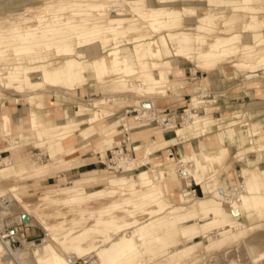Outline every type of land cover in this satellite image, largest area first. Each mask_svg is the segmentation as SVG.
Segmentation results:
<instances>
[{"label":"bare ground","instance_id":"1","mask_svg":"<svg viewBox=\"0 0 264 264\" xmlns=\"http://www.w3.org/2000/svg\"><path fill=\"white\" fill-rule=\"evenodd\" d=\"M46 1L41 8L28 7L24 13L13 18L4 33L0 34V62L6 64L0 69V88L26 93L23 98L17 94L0 104L2 137L9 141L10 147L18 142L29 141H36L38 146H48L45 151L48 162L36 164V159L31 158L17 162L0 155V219L14 210L10 208V211L3 202L7 190L13 193L8 199L21 205V214L25 213L29 218L33 217L36 209L45 205L80 204L102 195H130L145 191L147 187L152 189L138 195L137 200L125 199V204L133 205L136 202L133 208H124L125 217H132L129 220L120 221V216L104 215L109 208H115L116 203L105 208L87 209L92 215L97 211L99 214L93 225H80L76 227L78 230H66L65 213L61 210L36 214L35 218L41 222L49 238L40 245L23 239L22 246L11 251L0 239V254L4 251L0 264H26V261H30L26 259L31 251L36 264H74L78 259L87 262L92 255L97 257L96 264H146L139 252V242L146 250L155 251L151 254V260L157 263L172 260L167 264H194L204 249L222 243L234 234L233 224L229 225V230L213 231L215 226L227 223V213L239 214L250 205L255 208L264 206V192H258L264 188L259 173L249 167L237 171L239 182H244L250 191L244 193L233 184L235 177L232 173V187L222 184L214 167L215 163H222L229 156V150L224 146L228 140L243 142L246 139L247 134L235 128V124L246 115H258L251 121V137L256 143L264 140V100H254L248 103L246 113L233 112L231 116L225 111L211 108L207 101L197 103L200 112L184 114V126L188 128L195 129L196 125L203 123L208 127L218 125L221 129L217 134V142L223 146L214 155L201 154L197 148L187 145L188 153L178 161L183 178L192 177L196 185L202 188L203 195L195 196V191L183 189L175 168H163L160 166L162 162H154L169 153L165 150L163 155H159L150 148L151 145L167 142L170 138H165V133L180 136L184 142L188 139L177 126L178 116L166 119L143 112L153 110L155 103L152 97H139L137 108L127 109V119L104 110L102 106L108 101L104 97L89 105L98 110L87 119L70 116L67 108H55L54 98L56 93L61 94L66 101L83 98L87 89L103 85L106 80L121 74H137L141 83L135 84V88L140 95L148 89H154L160 95L172 91L174 85L170 76L173 72L192 67L204 74L211 72L208 79L215 88L218 86L217 75L225 64H230L238 72L251 70L248 78L255 77L258 75L256 70H264V47L256 49L257 43H263L264 46V19L258 12L264 6V0H206L205 10L193 6L192 2L197 0ZM237 12L249 13V19L237 23L240 19ZM182 20L188 25L181 29ZM218 24L221 27L217 34L212 40H207L205 33L210 35ZM124 38H129V42L133 40L134 46L121 44ZM130 49H133L136 66L130 64L125 56L130 53ZM53 53H57L56 56L52 57ZM10 56L19 58L10 63ZM91 70L93 75H90ZM112 81L119 89L126 91L124 76L113 78ZM195 90L199 91L200 88ZM11 99L16 102L28 101V106L43 111L30 114V123L24 132L15 133L17 128L11 118ZM126 99L129 98L122 95L114 101L127 103ZM194 99L198 101V98H193L191 102ZM51 104L56 109L54 118L50 111ZM89 106L80 105L79 111H92ZM142 106L147 108L142 110ZM145 116L146 123L162 124L165 128L132 134L133 128L139 125L133 121ZM228 117L231 120L225 122ZM146 123L139 126L149 124ZM124 132L130 137L127 138ZM149 132H154L151 140L132 139ZM121 137L131 142L132 151L128 150L129 141L122 144L121 151H114L122 155L112 160L114 164L108 161L107 169H101L97 174L91 170L79 171L77 177L66 179L68 187L41 184L45 186L43 193L36 196L37 200L33 202L16 192L22 184L29 188L34 182L44 181L53 175L65 176L67 172L79 169L77 164L84 160L79 156L82 152H103L102 147L105 146L113 150ZM246 151H240L237 157L243 164L252 161ZM129 160L138 161L145 167L129 176L107 173L108 169L128 167ZM174 161L175 158H171L165 164ZM151 163L156 165L148 169ZM188 163H193V166ZM211 172L214 173L209 174ZM10 179L16 180V184L9 188L1 185L2 181ZM17 181L21 183L17 184ZM99 185L101 187L95 188ZM173 193H177L174 195L178 196V204L166 200ZM225 202L230 204V210H226L223 205ZM30 203H36L37 206L33 208ZM136 211H148L152 218L142 222L134 217ZM51 216H62L64 221L49 224L46 220ZM29 220L24 224L34 223ZM72 221L78 225L81 220ZM3 228L4 224L0 220V231ZM130 228L133 229L130 235L121 234ZM165 229L167 232L164 236H156ZM212 235L218 238L216 242L212 240L215 238ZM178 236L185 240L177 242ZM198 237L203 240H196ZM206 239L210 245H206ZM54 242L60 243L70 256L66 258L61 255ZM166 243L172 246L163 247ZM249 251L255 257L264 255L254 244L249 245Z\"/></svg>","mask_w":264,"mask_h":264},{"label":"rangeland","instance_id":"2","mask_svg":"<svg viewBox=\"0 0 264 264\" xmlns=\"http://www.w3.org/2000/svg\"><path fill=\"white\" fill-rule=\"evenodd\" d=\"M205 1L206 0H202V1L197 0V2L194 1L192 3H193V6L195 7L197 6V8L205 10L207 8ZM45 2L47 1L46 0H0V34L4 33L3 31H5V29H7V27L12 23L13 18H16L20 14L24 13L28 7L34 6V7L41 8L44 6ZM199 4H202V5L198 6ZM258 12L260 13V15L263 16V19H264V6ZM236 14H237V17L240 18L237 21V23H240L242 21L243 22L247 21L250 16L249 13H245V12H237ZM186 25H188V23L185 20H182L181 29L185 28ZM220 27L221 26L218 24L214 28L215 31L211 32L210 35H207V33H205L206 37L208 38L207 40H212L213 36L217 34V32L219 31ZM250 43L253 44L251 40H250ZM121 44L123 45L125 44L128 47L134 46L133 40L129 42V38L128 39L124 38ZM262 45L263 43H259V44L257 43L256 49L260 48V46L264 47ZM56 54L57 53H53L52 57L56 56ZM125 56L127 57L130 64L136 66V59L134 57L135 55H134L133 49H130V53H128ZM10 58H11L10 63H13L19 57L10 56ZM5 66L6 64L4 63V61L0 62V69ZM222 67L223 69L227 67L231 68L230 64H225ZM230 70H232L233 74L225 75L224 74L225 72L223 70L221 73L220 72L218 73L217 79H216V82L218 84L217 88H215L213 84L209 82L208 77L211 75V72H207L206 74H204L203 72H199V70H197L195 67L188 68L187 70L182 69V70L174 71L173 72L174 74L170 76V80H172L173 82L172 84L174 85L171 88L172 91H167L163 95L157 94V92L154 89L145 90L144 94L140 95L139 94L140 92H138L137 89L135 88V84L138 85L141 83L140 79L137 77V74L131 73L128 76L121 74V75L113 76L112 79L113 78L116 79V78L124 76V78L126 79V83H125V88H127L126 91L119 89L117 87V84H115L112 81V79L111 80L108 79L109 81L106 80V83H103V85H99L98 87L95 86L93 89H87L86 94L83 96V98H77L74 101H69V100L66 101L65 98L61 96V94L56 93L55 98H54V105H55V108L59 110H63L67 108L69 115L72 117H77L78 119H87V118L92 117L93 114L98 110V109H93L89 105L94 104L96 100H98L101 97H104L108 99L106 104L102 106L104 110L111 111L112 113L117 114L116 116H123L124 118L127 119V117L129 116V114H127V109L130 110L131 108H137V101L139 97L140 98L152 97L154 99L153 103H155V105H153L152 107L153 110H149V111L146 110L143 112H149L150 115L152 114L155 116L157 115V117L159 118L170 119L171 116L169 114V111H163V112L161 111L164 110V107H166L165 105L167 104H170L172 102L180 103L182 105V108H180L179 112L175 114L178 116L177 126L182 129L181 133L184 134L185 136L187 135V139H188L187 142H184L182 139H180V136H179L178 139L180 141V144L185 143L184 145H189L191 148L192 147L197 148L201 154H207L209 156H212L216 153L217 149L222 145L221 143L217 142V139H218L217 134L221 129L218 127V125L213 126L212 124L211 127H208L204 125L203 123H200V125L198 126L196 125L195 129L188 128L184 126L185 121L183 122L184 120L183 116L184 114H188L191 112L192 113L193 112L197 113L198 111L200 112V107L197 105V103L204 102V101H207L208 102L207 104L211 105V108L217 111H225L226 113H229V115L231 116V113L235 111L233 110L232 107L225 105L228 102H225V100H222V99L226 98L227 100H229L234 96L236 92H242L243 87H241V85H238V84L239 83L242 84L243 82L248 83L249 81L248 76L250 75L248 73H251V70H239V72L234 68H231ZM256 71L258 75L250 78V79H255V80H252L249 83V88L259 90V89L264 88V70L259 69ZM3 72H6V70H4ZM93 74L94 73L91 70L90 75H93ZM197 87L200 88L199 91L195 90ZM231 87L232 88L235 87V88L231 89ZM225 88L226 89L229 88L228 90H232L235 92H229L227 94H222V95L215 94L218 97L221 96L220 98L221 101H219L220 100L219 99L217 100L215 104V101L213 100V95L211 93L213 92L216 93V90L224 91ZM196 92L198 93L196 94ZM17 94L21 95V98H23V96L26 95V93L16 92L13 89L0 88V104H2L4 101L9 99L10 97L16 96ZM122 95H124V97L126 96L127 98H129V99H126L127 103H124V101L122 100H120L119 102L123 104L119 102L117 103L114 101L115 99H118L119 96L122 97ZM173 95L179 96V97H174ZM257 97H258L257 100L258 99L264 100V94H261V96H259L258 94ZM193 98H196V99L198 98L197 99L198 101L194 99L195 101L191 102ZM231 101L235 102L234 100H231ZM236 102L239 103V105L237 106H241V107L246 104L244 99L236 100ZM249 102H251V99L249 100ZM27 103L28 101L16 102L14 100H12L9 103L10 106H12L13 108L12 113H11L12 121H14L13 120L14 114L15 115L17 114L25 115L24 117V123H25V122H29V117L31 113L33 115V113L38 114L40 112H43L42 110L33 109L32 107L28 106ZM54 105L53 104L50 105V111H51V115L53 118L56 117V109L54 108ZM80 105H83L86 107L88 105L90 108H92V111H85V112L79 111ZM145 108L147 107L146 106L141 107L142 110ZM15 111L16 112L18 111V112L16 113ZM247 111L248 109L246 108V109H243L242 111H236V112L246 113ZM256 116L246 115L244 118L240 119L235 124V128H240L247 134L246 139L243 142L240 141L239 142L240 144H238V142H233L231 140H228L224 146H227L229 150V156L222 163L214 164V167L217 169V176L221 180L222 184L229 185L230 187H232L231 185L232 182L230 181V177H231L230 173H232L233 176L235 177L233 184L237 185L239 188V191L244 192V193H250V191L244 182H239L237 171L242 170L243 168L249 167L251 170H254L255 172L260 174L261 182L264 183V140L261 143H256L253 141V138L251 137V123H252L251 121L254 118H256ZM146 117L147 116H145L143 119L136 120L133 122L136 124L138 123L140 126H142L143 124L146 123L145 121L147 120ZM230 120L231 118L228 117L224 121L229 122ZM181 123L183 124L181 125ZM139 125L138 127L133 128V130L131 131L132 134H139V133L144 132V130H156L159 128L160 129L165 128L162 124L159 125L160 127L151 125V123H149V126H146V127L144 126L140 127ZM15 126H16V123H15ZM16 128L17 129L15 133H18V131L24 132L22 128H18V127ZM1 131H2V127L0 126V133H1L0 135L2 136L3 132ZM124 134H127V133L124 132ZM140 135L141 137L139 138L132 137V139L137 140V141H146V140H151L154 138L152 137L154 136V132L143 133ZM125 136H127V138L130 137V135L128 134ZM169 136L170 138H172L173 134H169ZM127 138L121 137L120 140L114 145L113 150H109L105 146V147H102V149L104 150L103 152L98 150L96 151L98 153L90 152L86 154L87 151H84L81 153V155H79L81 156V158L84 159L82 163L77 164L79 169L73 170L72 172H67L65 176L64 175H53L51 178L43 179L44 181H39L36 183L34 182V184L29 188L23 186L22 184L21 189L16 192L21 194L23 198L27 199V201L33 202L37 200L38 195L43 193V189L45 188V186L42 187L41 184L47 183L48 186L50 187H54L57 184H59L60 186L64 185L68 187L69 185L66 179L75 178L82 171L98 169L96 171H92L94 174H97L99 170L107 169L108 161H110L111 163V161L115 159V157L119 158V156L122 155V154L117 155L114 153V151L116 152L121 151L122 144L127 143L129 141ZM143 138H150V139H143ZM172 140L173 139H171V142ZM129 142H128V150L132 151V144L131 142L130 143ZM166 143L168 144V141ZM166 143H163L161 145L154 144V145H151L150 148L154 153H159V155H163L164 154L163 152L165 150L169 151V153H172L173 152L172 147L169 148L168 145L166 146ZM176 146H179V145H176ZM47 148H48L47 145L38 146L36 141H29L27 143L18 142L15 146L10 147V143L8 141L7 147L5 149L0 146V151H1L0 155L10 160L17 161V162L19 160L26 159V158H31L32 160L36 159V164H37L39 162H48V157H47V154L45 153ZM3 150H7V151L3 152ZM244 150L245 151L248 150V152L246 151L245 153H248L249 159L250 158L252 159V161L247 162L246 164H243L237 160V157L239 155L238 153ZM178 152L179 154L176 152H173V156H170V157L168 156L169 153H166L163 158H160L158 160L156 159L154 162L155 163L162 162L161 163L162 165L160 166L163 168H171V169L175 168L178 171V178L182 182L183 189H188L189 192L196 190V192H194L193 194H195V196H202L203 195L202 188L199 185H195V182H193L194 180L192 177H189L188 179L183 178L181 174L182 169L179 168L178 161L185 156V153H188L187 148L183 151L181 148H179ZM88 157L90 158L87 159ZM126 158L130 159L131 157H126ZM171 158H175V161L172 163L165 164V162H167ZM100 160L103 163H98L94 166L85 167L87 166L88 163H92L94 161L99 162ZM112 163L114 164L115 162L112 161ZM154 165L156 164L151 163L148 166V169L152 168ZM188 165L193 166V163H188ZM142 167H145V165L139 163L138 161H133V162L130 161L128 167H124L123 169H116L115 167L114 169H108L107 173L109 175H117L120 177L129 176L131 174H137L140 171V168ZM213 173L214 172H211L209 174H213ZM20 183L21 182L17 181V184H20ZM14 184H16V180L10 179V180L2 181L1 185H3L5 188H9L10 186ZM99 187H101V185L95 186V188H99ZM151 189H152L151 187H147L145 191H148ZM145 191L143 190V191L130 194V195H120V194L102 195L98 198H92L80 204H66L63 206H57V205L42 206L41 208L36 209V212L33 213V217L31 216L29 217V215H27L30 219L29 221L31 222L34 221V223L30 224L28 222L29 230L23 232V236L21 237V239L22 240L26 239L27 240L26 242H33L35 245H40L49 238V235L43 228L41 222H39V220L37 221V219L35 218L36 214H40V213L50 214L58 210H61L62 212L65 213L64 217L66 218L65 219L66 221L62 219L63 218L62 216H59V217L51 216L46 220V222L49 224L50 223L54 224L56 222L64 221L66 230H71V229L74 230V228L80 225L81 226L93 225L96 220V215H98L99 212L97 211L95 215H92L90 211H87V209L91 210L96 207L105 208V207L111 206L112 203H116L117 206L115 208H109L108 212L104 214L106 217L120 216L121 217L120 221L132 219V217H125L126 211L124 208L126 209L130 207L133 208L136 202L132 203L133 205L125 204V199L132 198V200H137L138 199L137 196L144 193ZM176 191L177 190H175V192ZM258 192L263 193L264 188L263 190H259ZM6 194L7 196L3 198V202L7 205L6 207H8L9 209L14 208V210H13V213H7L3 217H1L0 220L4 224V227L12 226L16 223H20V221L23 223H27L24 220V216L26 217L25 213L21 214V205L20 206L19 204L16 205L15 201L13 200L11 201L10 199H8V196H12L13 193L7 190ZM174 194H177V193H173L170 196L166 197V200H168L171 203L178 204L179 203L178 196ZM30 204H31L30 206H32L33 208L37 206L35 205L36 203L34 204L30 203ZM10 205H12L13 207H11ZM223 205L225 206L226 210H230L229 203L225 202L223 203ZM78 210H83L84 212H78ZM10 211L12 210L10 209ZM20 214L22 216V220L19 219ZM134 217L141 220L142 222L148 218L149 219L152 218V216L148 213V211L146 212L136 211ZM73 219H78L79 221L80 220L81 221L77 225L75 222L72 221ZM225 220L227 221L226 224H219L218 226H215L213 231L223 232L224 228H227V230H229L230 229L229 225L233 224L235 225L234 234H232L224 242L218 243L216 245H211L209 248L204 249L201 253L200 259L194 262V264H264V255L262 257H258V256L255 257V256H252L249 251V245L254 244L255 246L258 247L259 252L264 253V206L260 208H255L250 205L248 208L243 209L241 213L239 214H234V213L229 212L227 213ZM78 229L79 228H76V230ZM132 231L133 229L130 228V229L122 231L121 234L124 233V234L130 235ZM166 232H167V229L160 230L156 236L162 237L165 235ZM212 236L215 237V235H212ZM176 240H178L177 242H180V241H184L185 238L182 236H178ZM196 240H203V239L201 237H198L196 238ZM212 240L216 242L218 238L215 237ZM204 242L206 243V245H210L207 239L204 240ZM55 245H56L58 252L61 255L65 256L66 258L70 256L68 251L60 243H55ZM105 245L107 244H104V246ZM169 245L172 246V244L166 243L164 244L163 247H167ZM138 248H139L140 254L142 255L141 258L142 260H144L146 264L148 263L149 264H167L172 261V260H168V261H162V262L157 263L156 261L151 260V254H153V252L155 251L146 250L145 247H142L140 242H139ZM3 255H4V251L2 254H0V263H2V259L4 258ZM93 256L94 255H92V257H89L90 259H88L87 262H85L84 259H78L76 261H78V264H96L97 257L95 256L93 257ZM29 259L30 261H26V264L28 262H30L29 264H36V259L33 256L32 251L26 260H29Z\"/></svg>","mask_w":264,"mask_h":264},{"label":"crops","instance_id":"3","mask_svg":"<svg viewBox=\"0 0 264 264\" xmlns=\"http://www.w3.org/2000/svg\"><path fill=\"white\" fill-rule=\"evenodd\" d=\"M231 68H225V69H223V71L225 72L224 74L225 75H230V74H233V72H232V70H230ZM187 73H188V71H187ZM190 73V72H189ZM252 80H255V79H249V81H248V83H245V82H243L242 84H238V85H241V87H243V91L242 92H236L235 94H234V96L231 98V99H229V100H227L226 98H224V99H222V100H225V102H228L227 104H225V105H227V106H230V107H232L233 108V110L236 112V111H242L243 109H246L247 108V105H248V103H250L249 102V100L251 99V102L252 101H254V99L255 100H257V96H258V94H264L263 92H264V88H262V89H252V88H249V83L252 81ZM245 84H247V86H245ZM237 85V86H238ZM233 88H235V87H233ZM232 87H231V89H233ZM229 88H225V90L224 91H218V90H216V93H211L212 95H213V100L215 101V104H216V102H217V100H219L220 98H221V96H216V95H222V94H227V93H229V92H235V91H232V90H228ZM237 91V90H236ZM216 94V95H215ZM175 97H179V96H175ZM211 97V96H210ZM174 98V97H173ZM239 99H244L245 100V102H246V104L244 105V106H237V105H239V103H237L236 102V100H239ZM227 100V101H226ZM231 100H234L235 102H233V101H231ZM219 101H221V99L219 100ZM229 103H231V104H229ZM217 105H218V103H217ZM166 107H164V110H162L161 112H163V111H169V114H170V116L171 117H174V116H177V115H175L177 112H179V109L180 108H182V105L180 104V103H174V102H172V103H170V104H167V105H165ZM19 108V107H18ZM178 109V110H177ZM19 110V109H18ZM16 112V111H15ZM14 112V113H15ZM18 112V111H17ZM16 112V113H17ZM168 114V115H169ZM24 117H25V115H23V114H17V115H13V122H14V126H15V123H16V126L15 127H18V128H22L24 131H26L27 129H28V124H29V122H25L24 123ZM170 117V118H171ZM23 121V122H22ZM151 125H154V126H159V124L158 123H152ZM146 126H149V124H147ZM146 126H144V127H146ZM242 126H244V125H242ZM160 127V126H159ZM2 132V131H1ZM1 134V133H0ZM3 134V133H2ZM165 138H170V136H169V134H166L165 133ZM177 139V141H176V139ZM179 137L178 136H174V137H172V138H170L169 140H168V144L166 143V146L168 145V147L169 148H171L172 147V151L173 152H176V153H178L179 154V152H178V149L179 148H181L182 149V151L183 150H185L186 148H187V145H184L185 143H182V144H180V141H179V139H178ZM171 139H173L172 140V142H171ZM178 142V143H177ZM7 144H8V141H6V140H4V138L0 135V146L1 147H3L4 149L7 147ZM238 144H240L239 142H238ZM176 145H179V146H176ZM171 150V149H170ZM7 150H3V152H6ZM90 157H88L87 159H89ZM98 163H103L101 160L98 162V161H94V162H92V163H88L87 164V166H85V167H89V166H94V165H96V164H98ZM96 170H98V169H92L91 171H96ZM52 176H50L49 178H51ZM193 182H195V181H193ZM195 185H196V183H195ZM30 230H32V229H30Z\"/></svg>","mask_w":264,"mask_h":264},{"label":"built area","instance_id":"4","mask_svg":"<svg viewBox=\"0 0 264 264\" xmlns=\"http://www.w3.org/2000/svg\"><path fill=\"white\" fill-rule=\"evenodd\" d=\"M173 156V152L171 153ZM196 192V190H194ZM29 226L23 222L16 223L12 226L4 227L0 231V239L5 244L8 250H17L22 246L23 232L29 230ZM78 264V261L74 262Z\"/></svg>","mask_w":264,"mask_h":264},{"label":"water","instance_id":"5","mask_svg":"<svg viewBox=\"0 0 264 264\" xmlns=\"http://www.w3.org/2000/svg\"><path fill=\"white\" fill-rule=\"evenodd\" d=\"M24 220H25V222H27L29 220V218L24 216Z\"/></svg>","mask_w":264,"mask_h":264}]
</instances>
